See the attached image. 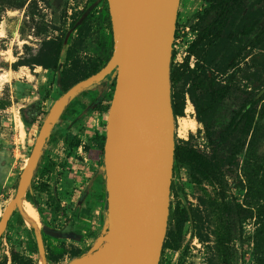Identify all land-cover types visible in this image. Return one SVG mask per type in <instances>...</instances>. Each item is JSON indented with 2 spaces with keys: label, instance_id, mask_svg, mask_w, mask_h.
<instances>
[{
  "label": "rangeland",
  "instance_id": "1",
  "mask_svg": "<svg viewBox=\"0 0 264 264\" xmlns=\"http://www.w3.org/2000/svg\"><path fill=\"white\" fill-rule=\"evenodd\" d=\"M209 5L210 0H181L172 64L186 61L189 43L198 33L195 27ZM245 6L247 15L259 16L263 10L261 0H245ZM61 40L63 49L55 71L47 65L53 61L55 43ZM111 53L107 0H0V226L6 221V211L22 178L27 177L28 158L43 132L51 106L64 91L84 79L93 66H103ZM245 56L243 70L236 76L237 90L224 101L215 117L216 136L226 132L240 106L248 98L259 96L264 88V51L248 47ZM196 61L192 55L190 66L194 67ZM113 86L101 101L91 97V89L75 95L71 104L67 102L60 110L57 121L51 122L52 133L35 163L31 188L21 200L31 202L37 209L40 226L29 221L21 201L12 205L0 237V264H20L24 258L31 259L30 264H39L42 258L45 264H75L94 244L103 225L102 218L97 216L92 218L91 225H82L86 220L79 217L77 209L84 204L85 197H95L89 195L86 185L93 175L91 169L103 163L105 143L101 137L106 134ZM189 89L190 83L186 81L181 87L184 113L175 117L176 143H187L210 154L213 144L198 119ZM182 119L190 122L194 119L183 137L178 133ZM239 134L226 144L225 152L232 148ZM75 140H79V146H72L70 141ZM259 152L264 153V141ZM245 158L243 153L239 165L227 167L231 170L225 186L228 198L239 202L246 199ZM88 165L91 169L86 171ZM173 185L171 213L177 205H184L195 217L186 223L178 250L163 245L159 264L255 262V219L243 222L242 231H238L237 239L223 256L217 249L206 197L193 182L188 168L175 164ZM101 190V196L97 197L102 198L104 220L107 193L105 186ZM86 211L91 214L90 210ZM45 227L62 231L76 228L82 232L79 240H72L50 236L45 233ZM14 253L21 258L19 261L14 262Z\"/></svg>",
  "mask_w": 264,
  "mask_h": 264
},
{
  "label": "water",
  "instance_id": "2",
  "mask_svg": "<svg viewBox=\"0 0 264 264\" xmlns=\"http://www.w3.org/2000/svg\"><path fill=\"white\" fill-rule=\"evenodd\" d=\"M107 1L112 53L97 72L73 84L51 106L28 158L27 177L0 226V237L12 205L26 198L31 188L35 163L63 106L97 85H103V98L114 85L101 165L107 193L104 226L75 264H159L176 159L171 66L181 0ZM44 231L77 238L71 231L47 227Z\"/></svg>",
  "mask_w": 264,
  "mask_h": 264
},
{
  "label": "trees",
  "instance_id": "3",
  "mask_svg": "<svg viewBox=\"0 0 264 264\" xmlns=\"http://www.w3.org/2000/svg\"><path fill=\"white\" fill-rule=\"evenodd\" d=\"M261 1L263 10L256 16L253 13L247 15L245 0H210V5L201 14L200 22L195 27L198 33L189 43L186 61L171 66L175 116L184 113L181 87L188 81L198 119L205 127L206 137L213 144L210 154L187 143L177 144L175 164L188 168L193 182L203 190L209 221L214 228L217 249L221 255H226L231 243L237 239L243 222L249 218L255 219L257 252L253 264H264V153L259 152V145L264 141V88L259 96L248 98L240 106L226 132L216 136L214 124L220 106L237 90L236 76L243 70L242 62L247 58L245 50L257 47L264 51V0ZM62 49L63 40L56 42L53 61L47 67L56 71ZM192 55L197 59L194 67L189 64ZM100 66H93L84 78L97 72ZM62 82H65V77ZM236 133H240L239 137L232 148L225 152L226 144ZM101 138L105 143L106 134ZM70 142L72 146L80 144L79 140ZM102 152L104 154V148ZM243 153L246 156V199L245 202H239L228 198L230 196L225 186L231 172L227 167L239 165V156ZM193 216L187 206H176L170 214V229L164 247L174 250L181 247L183 229ZM20 259L18 254H13L14 262ZM19 263L30 264L31 259L24 258Z\"/></svg>",
  "mask_w": 264,
  "mask_h": 264
},
{
  "label": "crops",
  "instance_id": "4",
  "mask_svg": "<svg viewBox=\"0 0 264 264\" xmlns=\"http://www.w3.org/2000/svg\"><path fill=\"white\" fill-rule=\"evenodd\" d=\"M92 98L96 101H99L101 100V96H102V92H103V85H97L95 87H93L92 89ZM104 99V98H102ZM72 101L69 102V104H71ZM86 171L87 169H91V167L88 165L86 168ZM93 175L91 176V178L89 179L88 181V184L86 185L87 188L86 190L88 191L89 195L91 196H95V197H85L84 200V204L82 206H80L77 210H78V214H79V217H83L86 221L85 222H82L81 224L82 225H91L92 223V218L93 219H96L97 216H101V220L103 222V225L102 227L100 228V233L99 235L101 234V231L103 230V226H104V220H103V217L101 215V212L102 211V207H101V197H97V195L101 196L102 194V187L104 188L103 186V179H104V175H103V172L101 171V165L97 164L95 165V167L93 169ZM86 210H90L91 214H88ZM87 218H89V223L87 221ZM94 222H96L94 220ZM74 232V235L77 236H80L82 230H79V229H76L74 228L73 230ZM97 235L95 238H94V241L97 239V237L99 236ZM72 239V238H70ZM79 240V238H75L74 240ZM73 240V239H72Z\"/></svg>",
  "mask_w": 264,
  "mask_h": 264
},
{
  "label": "bare ground",
  "instance_id": "5",
  "mask_svg": "<svg viewBox=\"0 0 264 264\" xmlns=\"http://www.w3.org/2000/svg\"><path fill=\"white\" fill-rule=\"evenodd\" d=\"M194 120V119H192ZM190 122V120H186V119H182L181 123H180V127L178 129V133L183 137L185 135H187L188 130H189V126L191 124H193V122ZM22 121V120H21ZM180 121V120H179ZM23 125V122H21ZM24 127V126H23ZM25 175V174H24ZM26 179V177L23 179V181ZM24 201V200H23ZM21 201V205L24 211V214L29 217V221L33 222V224L35 223V225H39L40 226V220H39V216H38V212L37 209L33 206V204L29 201ZM34 225V226H35ZM39 264H45V261L43 260V258L40 260ZM103 264V261L100 263Z\"/></svg>",
  "mask_w": 264,
  "mask_h": 264
},
{
  "label": "flooded vegetation",
  "instance_id": "6",
  "mask_svg": "<svg viewBox=\"0 0 264 264\" xmlns=\"http://www.w3.org/2000/svg\"><path fill=\"white\" fill-rule=\"evenodd\" d=\"M109 59V58H108ZM108 59L106 60V62L108 61ZM105 62V63H106ZM114 87V86H113ZM104 98V97H103ZM101 100H102V98H101ZM101 100H99V101H101ZM73 230H74V228H72V229H68V230H63V231H71V232H73ZM76 237V236H75ZM78 237V236H77Z\"/></svg>",
  "mask_w": 264,
  "mask_h": 264
}]
</instances>
